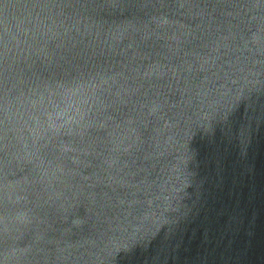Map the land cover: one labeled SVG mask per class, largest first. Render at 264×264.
Listing matches in <instances>:
<instances>
[{
	"label": "water",
	"instance_id": "95a60500",
	"mask_svg": "<svg viewBox=\"0 0 264 264\" xmlns=\"http://www.w3.org/2000/svg\"><path fill=\"white\" fill-rule=\"evenodd\" d=\"M0 264H264V0H0Z\"/></svg>",
	"mask_w": 264,
	"mask_h": 264
}]
</instances>
